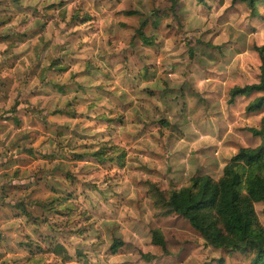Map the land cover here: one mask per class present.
Here are the masks:
<instances>
[{"label":"clouds","instance_id":"1","mask_svg":"<svg viewBox=\"0 0 264 264\" xmlns=\"http://www.w3.org/2000/svg\"><path fill=\"white\" fill-rule=\"evenodd\" d=\"M177 2L176 16L141 39L140 20L172 0H0V36L10 37L0 40V264H155L161 242L177 250L201 235L173 201L198 197L199 176L219 188L221 169L259 147L264 138L253 140L229 120L243 113V97L239 108L228 100L261 61L257 54L251 66L240 65L231 47L223 59L213 47L188 54V39L246 44V4L221 20L231 0L207 13L197 0ZM257 11L264 16V7ZM83 17L90 19L79 24ZM255 26L264 34V22ZM221 128L232 145L227 159ZM232 171L240 181L229 186L233 203L264 231V186L248 183L247 165ZM255 175L264 178V168ZM218 227L222 247L240 242ZM204 244L206 262L220 248Z\"/></svg>","mask_w":264,"mask_h":264},{"label":"trees","instance_id":"2","mask_svg":"<svg viewBox=\"0 0 264 264\" xmlns=\"http://www.w3.org/2000/svg\"><path fill=\"white\" fill-rule=\"evenodd\" d=\"M235 1L246 4L251 9V13L255 15L256 5L260 0H233V2ZM261 1L264 2V0ZM177 3V0H172L171 8H175ZM138 35L141 39H145L142 32H138ZM145 42L150 43L147 40ZM255 51L261 61L258 83L232 88L228 100V103L232 105L237 97H247L252 93L260 94L247 105L246 112L248 113L258 112L264 106V47H257ZM260 125L259 131L256 128H247L246 131L252 132L254 138H264V117L261 119ZM239 157L240 159H236L232 165L223 168L224 176L220 180L219 188L210 183L206 176L198 177L197 183L201 194L192 198L190 202L186 199L174 200V209L181 211V215L191 221L194 227H199L200 236L207 239L208 246L229 252H247L251 256L250 264H264V231L253 230L252 226L256 224L255 217L250 212L245 214L233 203L236 198L229 187L240 182L232 169L241 166V164L247 165L251 170V174L246 177L250 185L264 186V178L255 175L257 169L264 168V139L258 148L244 150L239 153ZM213 208H215L218 219L213 218ZM171 211H166L163 215L170 216ZM221 224L227 232H235L239 235L240 242H232L229 247H222L225 235L221 227H218ZM161 249L164 253L166 252L163 242H161Z\"/></svg>","mask_w":264,"mask_h":264},{"label":"rangeland","instance_id":"3","mask_svg":"<svg viewBox=\"0 0 264 264\" xmlns=\"http://www.w3.org/2000/svg\"><path fill=\"white\" fill-rule=\"evenodd\" d=\"M155 2V0H153ZM162 2H166V0H162ZM197 2L201 5V10L205 13L211 11L213 9V5H215L216 10H219L221 5L223 4L224 0H212V3H208L207 0H197ZM238 5H245L243 3H240L238 1L233 2L231 0V4L229 7L225 8L223 13H221V20H226L231 14H235L240 11V9L237 7ZM52 3L49 4V7H53ZM183 7L182 3H177L175 8H153L150 12H148L142 20L139 22V29L138 32H142L144 34V31L146 29H153L156 30L160 27L161 21L165 19L169 13H171L174 17L176 16V13ZM248 7V6H247ZM264 7V2L261 0L256 5V13L253 15L250 13L248 17V24L245 26V31L248 33L249 37L251 38L246 44L244 45H238L235 41H224L220 45H206L203 44L200 40H196V45H192V40L188 39L187 44L190 45L188 48V54L189 56L195 55V50L197 47H213L215 51L219 54L220 58H224V51L231 47V59L233 61H237V57H239L238 63L240 65L244 66H251L253 61L257 57V52L255 51V48L257 47H264V34L258 33V29L255 25L262 24L264 22V16L260 15V13L257 11L258 8ZM249 8V7H248ZM250 9V8H249ZM127 15H133L134 13H126ZM179 19V17H176ZM90 18L83 17L79 18V24L87 23ZM165 27H168L171 29V25H165ZM75 31V29H74ZM217 36L219 33L216 34ZM156 53V49H154V54ZM60 64V61H53L54 67L57 68L58 71H62V68H59L58 65ZM151 67V66H149ZM260 65H258V68ZM146 71V70H145ZM259 80V72L257 74H254L251 76V81L249 83L244 84V86L253 85L258 83ZM243 86V87H244ZM239 87V86H233ZM231 88V89H232ZM149 94H151L152 89H148ZM260 94L252 93L247 97H243V100L240 101V105H243L244 111L243 113H236L235 115L238 116L237 119H234L232 115L229 116V120L232 125L235 126L236 129L240 131H246L247 128H256L255 125L249 123L250 121L255 120L257 124L260 125L261 119L264 117V106L263 108L254 113H248L246 112L247 105L254 100L256 97H258ZM237 97L232 104L234 108H239L240 105H238ZM162 124L164 123L163 120L160 121ZM219 132V138L221 140L225 141L224 146V152H225V158H229V150L231 149L232 145L227 142V136L229 135V132L226 128H221L218 130ZM254 140L255 138L252 137ZM219 147L217 148V154H219ZM223 171V168L221 169ZM201 177V176H199ZM16 207H20L22 209L21 205H17ZM13 215H18V213H13ZM176 221H180V217L176 218ZM35 222V221H33ZM118 243H114L112 246V249L115 250L118 247ZM195 243V247H191L192 244ZM204 244V240L201 238L200 235L198 236H191L189 235L182 241L178 242L175 247L177 250H174L172 247L173 245H168L166 247V252L164 253L162 251V255H157L155 257V264H181L183 261V264H189V261L191 260L193 264H250L251 256L247 252H239V251H226L220 249L219 252H215V248L211 247L212 250L215 252L214 255H211L209 259L204 262L201 260V257L199 256V253L201 251L200 245ZM191 247V248H190ZM205 248H208L209 246L207 244H204ZM56 254L60 255L63 254V258L65 260L71 259V257L67 256V254L64 252V249L60 246H56L54 249ZM173 251H175L173 253ZM77 256H80L81 253L77 252Z\"/></svg>","mask_w":264,"mask_h":264},{"label":"crops","instance_id":"4","mask_svg":"<svg viewBox=\"0 0 264 264\" xmlns=\"http://www.w3.org/2000/svg\"><path fill=\"white\" fill-rule=\"evenodd\" d=\"M25 36L24 33H20L18 37H12L11 39L15 40V39H23ZM6 39H10V37L8 36H0V40H6ZM3 83H0V87H3Z\"/></svg>","mask_w":264,"mask_h":264}]
</instances>
